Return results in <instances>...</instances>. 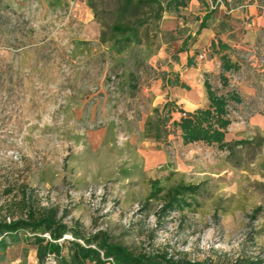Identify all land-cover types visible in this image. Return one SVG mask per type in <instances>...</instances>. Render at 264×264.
Masks as SVG:
<instances>
[{
  "label": "rangeland",
  "instance_id": "rangeland-1",
  "mask_svg": "<svg viewBox=\"0 0 264 264\" xmlns=\"http://www.w3.org/2000/svg\"><path fill=\"white\" fill-rule=\"evenodd\" d=\"M203 1L156 14L144 4L120 13L121 0H0V219L55 206L64 223L133 253L264 260V0ZM119 22L130 30L115 34ZM216 38L238 66L225 85ZM175 71L196 104L165 84ZM204 72L217 92L241 98L228 107L226 148L183 145L170 124L179 113L161 122L153 111L172 99L185 111L205 106ZM151 180L162 191L145 202ZM176 184L198 185L190 205L157 217ZM23 235L0 264H37Z\"/></svg>",
  "mask_w": 264,
  "mask_h": 264
},
{
  "label": "trees",
  "instance_id": "trees-1",
  "mask_svg": "<svg viewBox=\"0 0 264 264\" xmlns=\"http://www.w3.org/2000/svg\"><path fill=\"white\" fill-rule=\"evenodd\" d=\"M120 13H126L133 4H144L156 6V14L161 11L173 8L184 7L189 0H165L162 4L158 0H121ZM204 3L203 0H196ZM216 0H210L214 3ZM213 9H208L203 13L197 31L205 25V20L209 17ZM111 29L115 34H124L129 31L126 23H114ZM128 39L126 37L122 38ZM125 44L121 42L119 50ZM209 45L212 52L218 55L219 72L218 77L222 85L227 83L226 71L237 69L235 61L231 60L226 52L228 45L220 38L210 40ZM184 50V48H179ZM187 65L192 64L189 55L185 58ZM163 80L170 85H178L188 88V85L178 78L173 72L171 78L163 75ZM202 87L206 98V105L191 111H185L176 105L173 100H166L162 103L160 110L153 111L161 122L170 120L172 113L177 112V119H172L170 124L178 129L180 141L183 145L200 142L205 145L215 144L219 148H226L230 143L225 141L224 134L231 120L228 116L230 102L239 103L241 98L238 92L231 89L221 94L217 92L209 83L206 73L203 74ZM159 112V113H158ZM146 122L145 129L149 127ZM241 141H235L238 144ZM158 180L150 181V189L145 202L158 198L162 187L158 185ZM198 185L176 184L169 187L163 194L156 209V216H166L172 211L181 210L190 205L186 196L195 194ZM257 209L254 210L256 212ZM61 211L55 206L41 207L34 209L28 207L23 216L11 217L8 220L0 219V252L6 247L19 241L18 234L23 233V240L35 247V258L37 264H44L48 257L50 264H216L202 261H193L183 257H173L164 252L133 253L124 245L110 240L109 236L101 230L91 233L83 232L77 225H68L62 221ZM67 236V237H66ZM66 248L65 253L62 249ZM231 264H264V260L257 257L244 255L236 256Z\"/></svg>",
  "mask_w": 264,
  "mask_h": 264
},
{
  "label": "crops",
  "instance_id": "crops-1",
  "mask_svg": "<svg viewBox=\"0 0 264 264\" xmlns=\"http://www.w3.org/2000/svg\"><path fill=\"white\" fill-rule=\"evenodd\" d=\"M175 73H177L176 71H175ZM177 75H178V78L180 79V80H182V81H184L181 77H180V75H179V73H177ZM165 84H167L166 82H165ZM167 85H170V84H167ZM171 86H177V90H175V97L180 101H183L185 104H188V105H192V104H196V102H197V97L196 96H194L193 94H187V92L188 91H190V90H188L189 89V87L188 88H184V87H180V86H178V85H171ZM180 87V88H179ZM182 88V89H181ZM205 96V95H204ZM176 99V100H177ZM174 102H175V104H176V100H174V99H172ZM205 100H206V98H205ZM207 102V101H206ZM206 105V104H205ZM201 107H204V106H201ZM195 108H198V107H194L193 109H195ZM193 109H191V110H193ZM191 110H189V111H191ZM197 143V142H196Z\"/></svg>",
  "mask_w": 264,
  "mask_h": 264
},
{
  "label": "built area",
  "instance_id": "built-area-1",
  "mask_svg": "<svg viewBox=\"0 0 264 264\" xmlns=\"http://www.w3.org/2000/svg\"><path fill=\"white\" fill-rule=\"evenodd\" d=\"M219 1H220V0H216V1L214 2V5H216L217 2H219ZM197 57H198V58H201V57H203V54L200 52V53L197 54ZM48 260H49V262L51 263V260H50L49 257H48ZM50 263H49V264H50Z\"/></svg>",
  "mask_w": 264,
  "mask_h": 264
},
{
  "label": "water",
  "instance_id": "water-1",
  "mask_svg": "<svg viewBox=\"0 0 264 264\" xmlns=\"http://www.w3.org/2000/svg\"><path fill=\"white\" fill-rule=\"evenodd\" d=\"M67 237V236H66Z\"/></svg>",
  "mask_w": 264,
  "mask_h": 264
}]
</instances>
